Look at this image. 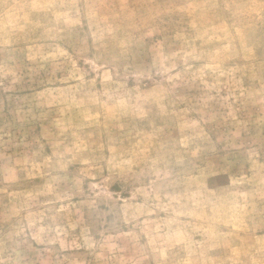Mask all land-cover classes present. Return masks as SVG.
<instances>
[{
	"label": "rangeland",
	"instance_id": "obj_1",
	"mask_svg": "<svg viewBox=\"0 0 264 264\" xmlns=\"http://www.w3.org/2000/svg\"><path fill=\"white\" fill-rule=\"evenodd\" d=\"M0 264H264V0H0Z\"/></svg>",
	"mask_w": 264,
	"mask_h": 264
}]
</instances>
